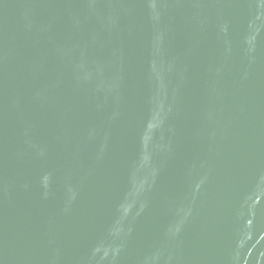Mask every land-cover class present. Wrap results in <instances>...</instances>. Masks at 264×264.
<instances>
[{
	"label": "water",
	"instance_id": "1",
	"mask_svg": "<svg viewBox=\"0 0 264 264\" xmlns=\"http://www.w3.org/2000/svg\"><path fill=\"white\" fill-rule=\"evenodd\" d=\"M0 264H264V0H0Z\"/></svg>",
	"mask_w": 264,
	"mask_h": 264
}]
</instances>
